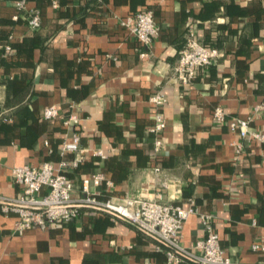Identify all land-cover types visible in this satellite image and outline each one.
Here are the masks:
<instances>
[{
    "label": "crops",
    "instance_id": "crops-1",
    "mask_svg": "<svg viewBox=\"0 0 264 264\" xmlns=\"http://www.w3.org/2000/svg\"><path fill=\"white\" fill-rule=\"evenodd\" d=\"M16 1L0 0V198L22 194L17 166L51 162L76 186L101 172L105 181L91 187L100 197L121 202L161 192L164 202L211 214L226 255L264 264V143L240 137L227 121L250 116L249 129L264 134V110H253L264 101V0H27L22 9ZM32 9L41 21L35 30L26 22ZM142 10L153 12L158 30L148 46L130 32ZM189 27L220 56L184 86L173 66ZM156 92L165 97L166 122L158 151L150 101ZM217 105L223 123L212 118ZM47 106L57 116L44 118ZM70 113L78 123H64ZM74 134L88 150L77 166L75 152L61 154ZM151 167L167 178L165 188L146 171ZM82 208L75 221L17 233L18 214L0 204V264H81L89 253L103 255L105 264H170L155 235L111 212ZM178 236L199 253L205 230L197 213Z\"/></svg>",
    "mask_w": 264,
    "mask_h": 264
},
{
    "label": "built area",
    "instance_id": "built-area-1",
    "mask_svg": "<svg viewBox=\"0 0 264 264\" xmlns=\"http://www.w3.org/2000/svg\"><path fill=\"white\" fill-rule=\"evenodd\" d=\"M26 1L18 0L15 2V6L22 9ZM133 20L130 32L142 44L148 46L158 31L153 19V12L151 10L138 11L133 15ZM26 22L31 29H38L41 25L39 11L30 10L26 14ZM3 47L5 50L10 49L9 46ZM141 55L144 56L145 53ZM219 56L220 51L216 46L200 43L195 30L189 27L185 34L184 45L173 66L174 74L182 85L187 86L193 81L199 68L209 67ZM150 101L157 108L154 115L155 123L151 130L155 134L154 150L158 151L162 145L159 134L166 126L165 118L160 111L165 104V97L161 92H156L150 96ZM253 110L254 112L264 110V101L256 104ZM57 114L55 106H47L43 109V117L46 119L53 118ZM212 118L217 123L226 121L225 112L220 105L214 107ZM78 121L79 119L74 113H70L64 119L66 125L76 124ZM227 121L230 131L236 132L240 137L264 143L263 133L249 129L250 116L232 118ZM240 149L241 146L237 145V152ZM68 151L76 153L71 164L77 166L88 150L79 146L78 136L74 134L71 141H65L61 146L62 155ZM92 153L102 158L105 157L101 150H93ZM66 164L67 162L62 161L60 166ZM146 171L155 176V180L162 188L167 186L168 180L160 177L159 167H151ZM13 178L17 184L22 185V194L12 200L0 198V201L5 202L1 204L2 212L13 211L18 214V219L14 223V230L17 233L50 224L75 221L80 214V207L76 205H87L106 209L145 232L158 237L167 246L165 256L170 264H178L185 258H190L194 264H243L225 254L224 249L220 246L219 236L213 228L211 214L198 213L192 206L183 207L179 204L164 202L161 192H157L154 199L149 198L146 193L141 191L137 194L126 195L121 202H114L111 198L100 197L98 192L91 189L92 186L96 187L105 181L101 172L92 173L76 186L59 168L48 161L38 167L17 166L13 169ZM194 213L199 215L205 230L204 238L196 243V247L199 249L198 254L192 253L181 245L178 236L183 222ZM252 248L258 249L259 245L253 244Z\"/></svg>",
    "mask_w": 264,
    "mask_h": 264
},
{
    "label": "trees",
    "instance_id": "trees-1",
    "mask_svg": "<svg viewBox=\"0 0 264 264\" xmlns=\"http://www.w3.org/2000/svg\"><path fill=\"white\" fill-rule=\"evenodd\" d=\"M82 209L84 208H79ZM81 264H105V257L101 254H85Z\"/></svg>",
    "mask_w": 264,
    "mask_h": 264
},
{
    "label": "water",
    "instance_id": "water-1",
    "mask_svg": "<svg viewBox=\"0 0 264 264\" xmlns=\"http://www.w3.org/2000/svg\"><path fill=\"white\" fill-rule=\"evenodd\" d=\"M3 203H5V202L0 201V204H3ZM76 206H77V207H80V208H82V207H87V208L97 209V210L104 211V212H109L108 210L103 209V208H96V207L87 206V205H76ZM111 213H112V212H111Z\"/></svg>",
    "mask_w": 264,
    "mask_h": 264
}]
</instances>
